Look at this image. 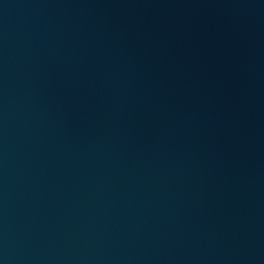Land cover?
<instances>
[{"label":"water","instance_id":"water-1","mask_svg":"<svg viewBox=\"0 0 264 264\" xmlns=\"http://www.w3.org/2000/svg\"><path fill=\"white\" fill-rule=\"evenodd\" d=\"M0 264H264V0H0Z\"/></svg>","mask_w":264,"mask_h":264}]
</instances>
